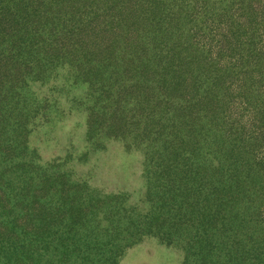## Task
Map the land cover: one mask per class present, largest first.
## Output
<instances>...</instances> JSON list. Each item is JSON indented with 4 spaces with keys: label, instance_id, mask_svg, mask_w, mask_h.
<instances>
[{
    "label": "trees",
    "instance_id": "trees-1",
    "mask_svg": "<svg viewBox=\"0 0 264 264\" xmlns=\"http://www.w3.org/2000/svg\"><path fill=\"white\" fill-rule=\"evenodd\" d=\"M73 102L94 150L142 155L140 204L32 146ZM146 239L264 264V0H0V264H120Z\"/></svg>",
    "mask_w": 264,
    "mask_h": 264
},
{
    "label": "rangeland",
    "instance_id": "rangeland-1",
    "mask_svg": "<svg viewBox=\"0 0 264 264\" xmlns=\"http://www.w3.org/2000/svg\"><path fill=\"white\" fill-rule=\"evenodd\" d=\"M46 95L52 101L60 99L58 90L50 89ZM78 104L74 108L72 103L64 109L61 106L62 116L53 122L55 124L45 126L49 128L47 135L33 136L32 146L46 160L59 158L63 163L68 160L64 165L66 169L74 171L77 178L93 188L105 193H126L131 196L132 204H140L145 197L142 155L128 154L123 144L112 140L104 143V150H94L86 142V115ZM85 153L87 160L83 162L80 159ZM182 259L179 250L146 239L130 249L120 264H182Z\"/></svg>",
    "mask_w": 264,
    "mask_h": 264
}]
</instances>
